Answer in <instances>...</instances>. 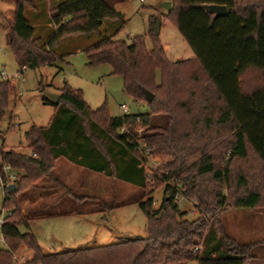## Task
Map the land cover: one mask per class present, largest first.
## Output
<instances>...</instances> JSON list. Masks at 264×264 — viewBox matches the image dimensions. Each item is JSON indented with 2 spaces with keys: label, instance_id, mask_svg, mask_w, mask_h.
Instances as JSON below:
<instances>
[{
  "label": "trees",
  "instance_id": "obj_1",
  "mask_svg": "<svg viewBox=\"0 0 264 264\" xmlns=\"http://www.w3.org/2000/svg\"><path fill=\"white\" fill-rule=\"evenodd\" d=\"M170 1L165 19L179 29L193 58L167 57L156 15L149 20L153 46L148 49L146 35L129 41L115 38L124 15L107 0H62L50 11L54 28L44 39L25 16L32 0H17L8 46L21 72L57 65L64 59L57 53L64 39L96 34L99 39L84 51L88 65L110 64L111 74L123 77L124 92L146 102L148 110L113 116L107 103L94 109L67 80L58 102L43 97L55 112L48 124L32 125L26 132L32 153L0 147V158L23 171L0 206V211H12L3 226L6 246H0V264H14L13 252L21 245L33 253L28 264H249L254 249L264 246V240L245 243L232 237L221 216L237 209H264V0ZM214 4L226 6L228 14L209 10ZM109 20L121 22L110 35L102 32ZM13 88L11 80L0 82V122L7 116ZM144 88L154 92L151 102ZM138 125L155 153L169 157L155 178L158 185L167 182L162 205L154 207V189L137 200L148 218V236L45 253L33 231L20 229L29 226L30 218L22 215L18 195L45 179L60 183L55 167L62 157L149 188L131 139ZM175 180L197 201V218L187 217L173 202ZM102 204L105 209L99 210L118 206Z\"/></svg>",
  "mask_w": 264,
  "mask_h": 264
},
{
  "label": "rangeland",
  "instance_id": "obj_2",
  "mask_svg": "<svg viewBox=\"0 0 264 264\" xmlns=\"http://www.w3.org/2000/svg\"><path fill=\"white\" fill-rule=\"evenodd\" d=\"M115 6V9L124 15L125 24L119 34L115 35L118 40L129 41L136 35H146L148 49H152L151 37L149 35V20L151 15L160 17V21L165 23L160 39L166 49L167 57L173 61L189 59L191 52L195 53L191 46L180 36L179 29L171 22L166 21L165 16L168 11L163 4L168 0H107ZM17 0H0V82L5 81L3 72L9 76L13 89L9 99L7 116L0 122V147L4 151L14 150L23 154L32 153L31 142L26 138V132L37 125L43 127L48 124L55 110L52 106L43 101L45 95L49 93L58 94L64 81L67 80L73 88H78L84 93V99L92 108H97L107 103L109 111L113 116H119L123 112L120 106L127 104L131 113L146 112L148 110L146 102L135 101L123 89V77L111 74V65L105 63L99 66H90L86 56L82 52H74L76 43L66 46L67 52L64 60H59L57 65L45 64L39 68H26L21 72L19 64L16 62L11 48L8 46L9 25L12 19V11L16 7ZM60 1L55 0H32V4L25 6V16L31 24H35L36 29L49 30L47 23H51V9ZM113 23L118 28L120 23ZM108 24V25H109ZM52 28L54 25L52 23ZM105 25L102 32H107ZM80 44L89 46L99 39L96 34L82 35ZM65 49V48H64ZM189 52V54L187 53ZM64 62V63H62ZM63 67V70L61 69ZM44 82L45 89H41L40 83ZM138 125L134 133L138 134ZM143 131L141 132L142 135ZM163 163L169 160L168 156L156 152ZM58 168L75 167L68 159L62 157L56 163ZM56 168L55 173L62 181L55 183L45 179L36 188H29L20 193L22 215L24 212L36 217L32 219L31 229L38 237V241L46 252L60 251L62 248L91 247L97 245H108L119 242L126 238L148 236V218L139 207L137 200L154 189L155 203H160L163 197L164 186L157 183H149V188L137 186L129 181L113 176H102V182L86 178L89 172L87 168L79 165V181L71 184L65 180ZM76 168V167H75ZM82 169V170H81ZM23 175V171L18 169ZM81 186V187H80ZM56 193V196L47 198L49 194ZM74 194V195H73ZM4 200L3 191L0 188V206ZM36 202V203H34ZM117 203L118 206L105 209L104 204ZM156 208L157 205H154ZM187 211V217L194 219L199 216L197 206L184 204L180 207ZM79 211L73 214V211ZM222 213L223 223L226 232L231 234L240 242H250L252 240L264 239V230L258 229L252 220L253 215L246 212ZM249 213V212H248ZM245 219L249 222H243ZM21 230L26 231L27 227L21 225ZM6 243L0 242V246ZM4 246V247H5ZM260 249H254L259 255ZM253 251V252H254ZM14 264H28L33 253L26 249L24 245L19 246L13 252ZM252 260V259H251ZM249 264H255V261ZM188 264H196L189 262Z\"/></svg>",
  "mask_w": 264,
  "mask_h": 264
},
{
  "label": "built area",
  "instance_id": "obj_3",
  "mask_svg": "<svg viewBox=\"0 0 264 264\" xmlns=\"http://www.w3.org/2000/svg\"><path fill=\"white\" fill-rule=\"evenodd\" d=\"M143 2L144 0H140ZM2 76L5 79L9 80V76L6 75L5 72H3ZM124 114H130V108L127 104H122L121 106ZM144 130L143 127L139 129L138 134L134 135L131 139L136 142L137 147L139 149L140 155H141V161L139 163V167L145 171V175L147 177L148 183H155V178L159 174L160 171L162 173L164 170H160L161 166L163 165L162 159L156 155L155 148L153 145L149 144L141 135V132ZM125 131L124 128H122L121 133ZM1 135V133H0ZM18 169L11 166L8 162L0 158V188L3 191L4 197L8 190V187L12 185L13 183H17V181L20 179L21 174ZM166 173H168L166 171ZM164 188L163 197L165 196V189L167 182H164L162 184ZM175 186V192L173 194V202H175L179 207L183 206L184 204H191L192 206H197V201L194 198H191L185 194L184 187L175 180L174 182ZM153 202L154 205H157V207H160L162 205V200L160 203H155L154 196H153ZM12 214V211L7 208H2L0 211V242L6 243V238L3 233V226L6 223L7 217ZM199 248H202V246H199ZM198 247H195V250L199 249Z\"/></svg>",
  "mask_w": 264,
  "mask_h": 264
},
{
  "label": "crops",
  "instance_id": "obj_4",
  "mask_svg": "<svg viewBox=\"0 0 264 264\" xmlns=\"http://www.w3.org/2000/svg\"><path fill=\"white\" fill-rule=\"evenodd\" d=\"M55 1H62V0H55ZM168 21V20H167ZM108 21H105L104 22V25H103V28H104V26L106 25L107 26V34L108 35H110V34H112V32L115 30V27L113 26V23H111V24H109V23H107ZM170 22V21H169ZM109 24V25H108ZM34 27H35V31H36V35L38 36V37H40V38H44V39H46L47 37H48V35H49V33L51 32V29H52V23H47L46 24V26H48V28H50L49 30H47V29H44V28H41L40 30H37L36 29V26H35V24H32ZM163 27H165V23L163 22V21H161V34H162V32H163V30H164V28ZM82 35H72V37H69V38H66V39H64L59 45H58V47H57V53L58 54H60V55H64V54H72V52H67V51H65L66 50V46L65 45H68V44H72V43H76V48H75V50H74V52H82V53H84V51H85V49L88 47V46H86L85 44H83V46H82V44H80V41L81 40H83V37H81ZM180 36H181V33H180ZM183 38V37H182ZM185 40V39H184ZM65 48V49H64ZM166 50V49H165ZM188 54H189V52H187ZM192 53L193 52H191V55H188V56H191L190 58H193V55H192ZM85 54V53H84ZM64 60V59H63ZM62 60V61H63ZM59 63V62H58ZM62 63H64V62H62ZM62 70H63V67L61 68ZM122 106V105H121ZM121 106H120V108H121ZM121 110H122V108H121ZM124 113L122 112L121 113V115H119V116H122ZM130 114H132L131 113V111H130ZM136 114V113H135ZM59 161V160H58ZM58 161H57V163H58ZM72 163V162H71ZM73 165H75V167H73V166H70L69 168H67V173H65L63 170V168H64V166H62V167H60V168H58V166H57V164H56V167H55V170H56V168H58V171L61 173V174H63V176L65 177V180L67 181V184H68V182L69 183H71V184H76V182H78L79 180V173L78 172H80V169H77V166H79V165H77V164H74V163H72ZM82 170V169H81ZM89 172H92V173H87V175H86V178H87V180L88 181H92L93 179H95L96 180V178H97V182H98V180L100 179L101 180V182H102V176H105V174H103V173H99V172H96V171H90V170H88ZM102 175V176H101ZM56 176H57V174H56ZM57 178L59 179V180H61V178H59L58 176H57ZM63 183H66L65 181H63V180H61ZM81 187V186H80ZM74 195V194H73ZM52 196H56V193H52V194H49L48 196H47V198H52ZM34 203H36V202H34ZM79 211L77 210V211H73V214H77ZM238 212H246L247 214H250V215H253V218H254V220H252L251 222H253V224L258 228V229H260V230H264V209H237L236 211H234L233 213L235 214V213H238ZM249 212V213H248ZM24 215L26 216V217H29L30 218V220H28L29 222V226H26L27 227V230L26 231H32V229H31V222H32V219H34V218H36V217H39L38 215H35L36 217H34V216H31L30 215V213H26V212H24ZM250 220H248V219H245L243 222H249ZM20 229H21V226H20ZM22 232H26V231H23V230H21ZM264 232V231H263ZM35 234V233H34ZM231 235V234H230ZM232 236V235H231ZM233 237V236H232ZM257 240H264V239H257ZM250 242H252V241H250ZM246 243V242H245ZM5 246V245H4ZM262 249L261 250V252H259V255H256L255 254V251H254V257H253V259L251 260V261H255V264H264V246H257V248H255V250L256 249ZM27 249V248H26ZM27 250H29V249H27ZM30 252H32L31 250H29ZM251 264V263H250Z\"/></svg>",
  "mask_w": 264,
  "mask_h": 264
},
{
  "label": "water",
  "instance_id": "obj_5",
  "mask_svg": "<svg viewBox=\"0 0 264 264\" xmlns=\"http://www.w3.org/2000/svg\"><path fill=\"white\" fill-rule=\"evenodd\" d=\"M171 6H172V2L170 0H168L167 3L163 4V7L167 11H169L171 9ZM208 9L211 10L212 12L215 11L218 16H225V15L228 14V10H227L226 6H224V5H218V4L209 5ZM160 27H161V21H159L157 23V26H156L158 34H160V31H161ZM143 91L145 92L146 100L148 102H151L153 100V98H154V95H155L154 92L152 93L151 91H148L145 88L143 89ZM48 96L55 102H58V100L60 98V94L49 93ZM15 189H16V184L15 183H13L12 185H10L8 187V190L10 192L15 191Z\"/></svg>",
  "mask_w": 264,
  "mask_h": 264
}]
</instances>
